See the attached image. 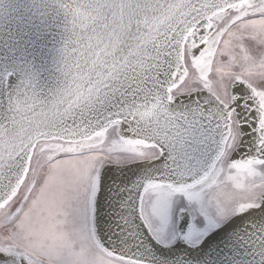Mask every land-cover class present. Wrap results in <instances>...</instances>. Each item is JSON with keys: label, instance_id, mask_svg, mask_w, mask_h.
Segmentation results:
<instances>
[{"label": "snow or ice", "instance_id": "6c2138e0", "mask_svg": "<svg viewBox=\"0 0 264 264\" xmlns=\"http://www.w3.org/2000/svg\"><path fill=\"white\" fill-rule=\"evenodd\" d=\"M61 7L58 85L0 77V264H148L178 198L264 258V0Z\"/></svg>", "mask_w": 264, "mask_h": 264}, {"label": "bare ground", "instance_id": "6f19581e", "mask_svg": "<svg viewBox=\"0 0 264 264\" xmlns=\"http://www.w3.org/2000/svg\"><path fill=\"white\" fill-rule=\"evenodd\" d=\"M62 3L63 0H0V55L21 46L25 51L10 69V84L31 78L37 89L46 93L51 79L59 70L63 46L51 43L42 47V39L37 36L54 24L51 15L56 19L65 15ZM234 158L240 157L237 155ZM95 211L97 235L107 240L116 225L106 189L103 195H97ZM178 223L179 239L183 240L189 229L186 213L180 215ZM248 223L246 217H233L227 221V226L224 224L207 232L205 243L200 246L191 247L181 243L176 248L166 250L153 240L147 245L150 255L146 260L160 264H264V258L238 239Z\"/></svg>", "mask_w": 264, "mask_h": 264}, {"label": "rangeland", "instance_id": "374dc122", "mask_svg": "<svg viewBox=\"0 0 264 264\" xmlns=\"http://www.w3.org/2000/svg\"><path fill=\"white\" fill-rule=\"evenodd\" d=\"M50 17L53 20L54 24L49 26V29H47L45 31L43 30L42 32H40L37 36V37H40V39H42L41 46L45 47L47 45H50L51 43L53 45L57 44L59 46H63L64 40L66 38L67 19L65 16H62V15L58 16L57 19L53 15H51ZM23 49L24 48H22V46H21V47H17L16 49H14L12 51L5 52V53L1 54L0 55V66H1V63L6 62V61H8L14 57L15 53H13V52H15V51L21 52ZM58 78H60L59 70L56 72V74L53 76V78L51 80H56ZM48 90H46V91H48ZM185 206H186V202L182 198H178L175 201V203L173 205L174 211H173V215L171 217L169 226L167 227L163 238L160 241L155 240L157 243H159L162 246H164V245L165 246H172L178 241V239L180 237V232L178 230V224H179L178 222H179L180 215H182V213L179 212V209L182 207H185ZM186 217H188V223H189L190 214L186 213ZM192 219L195 220V223H196L198 230L196 233L190 234L189 229H188V231L186 233L187 237H185V238L183 237V239H185L184 243L187 246L190 245L191 247L192 246H198L202 241H204L206 239V236L208 235V233H210L211 229L221 227L222 225H224L228 221V220L226 222L221 221L218 224L214 223L211 227H208V226L204 225V223L201 219H197L195 217H192ZM205 234H207V235H205Z\"/></svg>", "mask_w": 264, "mask_h": 264}, {"label": "water", "instance_id": "95a60500", "mask_svg": "<svg viewBox=\"0 0 264 264\" xmlns=\"http://www.w3.org/2000/svg\"><path fill=\"white\" fill-rule=\"evenodd\" d=\"M62 16H65V15H63L62 14ZM61 47V46H60ZM13 53H15L14 54V57L13 58H11L10 60H8V61H6V62H3V63H1V66H0V77H4L5 75H7V74H10V69H12V66H13V64L15 63L14 61L15 60H20V58H21V55L23 54H25V51L24 50H22L21 52H17V51H15V52H13ZM22 55V56H23ZM59 79L60 78H58V79H56V80H52L50 83H49V87H48V89L49 90H52V89H54L57 85H58V83H59ZM47 89V90H48ZM48 90V91H49ZM45 92H47V91H45ZM207 238V237H206ZM184 241H185V239H179L174 245H172V246H169V247H167V248H163L161 245H157V246H159L160 248H162V249H166V250H169V249H172V248H176V246L177 245H180L181 243L182 244H184L185 245V243H184ZM204 244L205 243V240L203 241V242H201L200 244H199V246L201 245V244ZM148 264H160V263H158L157 261L155 262V261H148Z\"/></svg>", "mask_w": 264, "mask_h": 264}]
</instances>
